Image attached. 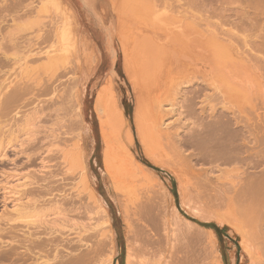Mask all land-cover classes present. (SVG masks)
<instances>
[{"label": "bare ground", "instance_id": "bare-ground-1", "mask_svg": "<svg viewBox=\"0 0 264 264\" xmlns=\"http://www.w3.org/2000/svg\"><path fill=\"white\" fill-rule=\"evenodd\" d=\"M1 1V5H8V7H10L5 9L4 6L3 8L5 10L2 11L3 8L0 10V207L2 208L0 212V231H27L24 235L31 239V248L33 246L37 253L43 252L44 249L48 247L53 249V259H50L47 255L44 256V258L38 255L39 260L42 258L45 260L46 257L49 258L45 261H41L44 264H49L50 260H52L54 264L55 260L61 257V250H66V252H68L67 249H73L75 247L77 249V246H81V249L86 248L87 251H83L84 253L81 251L76 255L72 253L74 257L72 255L73 258L72 260L69 259V261L71 260L70 262L67 261V258L66 261L68 264H92L95 258L101 255L100 253L103 254L102 251L99 253L100 250L97 252L98 249L94 247V243L100 244L99 239H103V237H99L100 234L98 231H103L104 228L106 230V228L110 226V220L106 216L107 214L105 213L106 210L104 209L103 201L97 198L91 188L92 184L89 178L87 160H85L82 151V132L84 131L85 124L80 109L81 95L77 93V87L80 85L81 79H79L77 71L75 72L77 68L75 64L79 62L77 59L79 54L74 61L69 59L72 53H74V48L77 49L78 47H75L76 39L74 35L75 32H73V27H75V25L73 26L75 22H73L74 17H72L71 13L68 14V12H72V10L70 9L65 13V9L63 13H60V6L58 7V5H60V0H40V5L38 6L35 4V0ZM57 1L58 5L56 8L58 9L55 8V3ZM61 1L65 2L64 0ZM88 1L92 2V0ZM181 1L182 0L176 1L179 5L175 4L173 1L164 2L165 4H163L160 9V7H154L156 0H105L106 3H111L116 11L123 14L119 16L116 34L123 54V69L136 97V111L134 115L136 136L138 140H140L139 143L142 144L144 153L147 159L149 158V161L152 157L151 161L156 159L154 156L157 158L159 157V155L156 154L157 152L158 154L163 151L165 153L167 148L162 150L163 146L165 147L164 143L172 145L171 150L173 149V151H176V146L181 148L185 141H183V143L182 141L175 143V141L172 140L175 134L168 131L170 125L166 124L167 122L165 121V119H168L173 112L177 110L173 104L175 101L174 97L177 96L180 98L181 102H179V104L181 105L179 109H182L179 111V116L181 117L179 119L180 124L182 123V119H193V117L200 119V122L198 119L199 123H197V128L193 132H190V134H187L189 137H185L191 140L193 136H197L198 139L195 137L196 139H192V141L197 140V145L199 144V146H196V143H192L191 141L190 143L195 144L194 146L196 147L193 145L190 146V144L189 146H193L194 149L197 148L195 151L202 147V150L200 149V152H198L200 154H198L199 157L201 155L203 157L206 155L208 158L205 157V159H208V162L209 159H212V161L215 160L213 162L217 160V163H215L217 166L222 165L220 160H223L225 164L221 162L225 166L232 163L230 166L235 168V164L239 167L238 163L241 165V161H249L252 168L257 166V164H260L257 168L262 167V170H260L258 174L255 173L253 176L250 175L249 177H247L248 175L245 177L244 173H240L244 172L240 169L242 165L238 169L232 170L231 168L233 172L238 170L236 174H240L239 176L237 175L236 178H231L232 176L229 175L230 173L228 174L231 176V179H234L231 180V182L229 181L231 183H229V185H231L232 190L235 191V195H231L228 199L237 200L235 202H238V205H236L237 203H235V205H240L242 210L240 209L241 212H238V214L241 213V215H237V217L239 216V220L238 218L237 220L240 221L242 219L239 223H243V227L246 228V230L243 229L245 232L248 230L247 228L253 230L259 228V231H264V224L261 223L264 219V209L261 208L262 205H264V95L260 93L262 92L261 90L260 92L258 91V88L260 89L264 86L262 84L264 81V0H184L182 3ZM243 1L247 3V5L245 4L246 6L242 5L241 2ZM65 3L67 4V2ZM49 4L52 5V7H54L53 10L56 9L55 11H58L59 14H56L57 12L54 11L56 14L55 17L51 18L48 24H45L44 21H42L43 17L41 19V14L47 11V9L44 10L45 8L49 7L48 9H50L51 6ZM64 6L66 5L64 4ZM13 13L17 15H13ZM129 14H131V17ZM7 18H11L10 23L12 24L8 23ZM19 29H27L26 32L29 33L31 31H36L37 41L34 42V39L26 38L28 34H23L25 30L21 31V33ZM34 50L38 51L35 52ZM19 51L20 54L22 51H27L26 53L30 55L27 54V56L25 54V56L23 53L20 57L24 55L26 60L29 59V61L32 62H38L41 55V58H44L43 55H45L47 61L45 58L44 60L47 63L45 62L46 64L41 67L44 72L42 74L31 73L29 70L30 65H28L31 62L26 64L24 68L20 66L19 69L21 68V71H19L17 69L19 62H21V64L25 62L21 61L23 57L19 59ZM90 55L91 54H89V56ZM90 59L91 58L87 61H92L95 64L98 61L93 58V60ZM78 65H81V63H78ZM85 65L87 66L86 62ZM15 69H17L16 72ZM15 73L17 75H15ZM197 73L201 76L195 78L194 75ZM67 75L69 77L66 80L67 84L63 85V77ZM195 83L199 85L197 88L194 87L196 85ZM107 87L104 86L103 88L105 89L97 95L95 109L100 121L103 138L102 142L104 141L105 143V169L106 172L114 178L111 177L112 180H114L113 183H115L114 188L116 186L117 189L120 190L122 185H124V181H122L121 175L115 172L119 170L118 172L122 171L120 173L123 174V172L126 171V166L128 165V169L130 166L133 167L136 161L133 160L134 156L132 155V157L130 152L128 151V153L125 150L127 149L126 146H122L124 152H127L125 156L123 150L119 151L117 148L121 143L118 145L116 142L118 140V142L122 141L119 133L125 128V122L122 116L123 112L120 111L118 108L119 106H117V98L115 97L116 93L113 91L114 88H112V81L109 84L110 88ZM80 88L78 92L80 94L84 93L80 92ZM168 98L170 100H168ZM198 100L205 106L201 107L203 108L201 109V116L197 113ZM168 102L171 103L169 106H172V109H166L165 106ZM215 102L222 105V108L219 109V107H221L220 105L213 104ZM146 103L154 110H152V112L155 113L154 115L156 116L152 115V117L154 116L155 118L150 117L151 114L147 113H151V109L145 112L146 108L144 109V107ZM81 108L83 109V107ZM146 115L150 116L146 118ZM145 119H147L146 122L150 121L152 124L149 125L150 123H146ZM148 119H155V121L153 122ZM184 125L185 124H183V126ZM167 126L169 128H167ZM171 126H173V124H171ZM78 130L79 133H77ZM177 132L178 131H176V134ZM126 135L128 136L126 141L134 143L133 133L132 135L131 133H126L125 137ZM71 137L75 139L72 141L73 143L69 142L70 139H72ZM250 138H253V141H250ZM114 140L116 142H114ZM114 144L117 145L115 148L116 150H114ZM121 145H125V143ZM121 145L119 149H121ZM173 145L174 148H172ZM133 147L135 148L134 144ZM158 148H162V152L157 151L160 150ZM168 150H170V148ZM245 150L247 153L249 152L251 154L254 152L253 156L251 154H245L247 157H252H243L245 156L243 155ZM113 153L116 154V156L119 154V156L115 157ZM154 153L155 155L153 156ZM168 153L169 152L166 151L165 154L167 155ZM241 154L243 156H240ZM112 155L115 157V160L111 158ZM127 155L130 157L127 158ZM173 155H170V159H174L172 158ZM118 157L123 160L127 158L126 161L128 163L130 161L131 164H127L126 161L123 162L124 164L122 162L119 164L120 158L118 160ZM242 157L246 159H242ZM161 158L160 154V157L156 159L160 164L162 162L160 161ZM184 158L186 159L184 156L181 157L180 160L182 161ZM164 159L166 160L162 162V168L167 164L168 160L170 161V159L162 158V160ZM156 160H154V162ZM174 160L171 161L173 162ZM218 160L220 165H218ZM114 161L118 162L119 165L117 166L123 164L122 166L125 168L123 169V167L121 168L120 166V168L118 167L117 169V166L113 164L115 163ZM181 161L179 162L181 163ZM157 162L156 165H159ZM183 162L185 163V161ZM196 162L198 163V159ZM213 162L210 163L213 164ZM184 163L180 164V166L176 164L178 166L176 168L181 170L182 168L186 169ZM252 163H255V165L253 166ZM144 164L146 163L144 162ZM169 164L171 165L172 163ZM173 164H175V162H173ZM187 164L186 162L185 165ZM189 164L187 166L190 167ZM250 164H246L247 168ZM137 165L139 164L137 163L136 167ZM140 166L137 167L136 171L133 170L134 167H130L133 171L131 172V170H128V172L130 171L133 174L127 173L129 176L126 174L124 177L130 179L132 175V179H134L133 176H135V179L139 177L138 180H141V177H144L146 180L147 175L144 170L145 168ZM181 166L183 167L180 168ZM170 167L173 168L175 166ZM175 169H172V171H175ZM146 170L147 173H151L148 169ZM186 170L189 172V169ZM221 170L223 169L221 168ZM244 170L245 173H248L246 169ZM153 176L154 175H152V178ZM217 176L219 177V175ZM177 177L179 178L178 173ZM144 178L142 181H145ZM148 178L150 177L148 176ZM245 178L247 179L245 180ZM221 179L222 177L220 181ZM140 180L139 182L137 181L138 184H140V182L142 183ZM222 180L223 183L225 182L224 184L228 181L227 179ZM239 180L241 185H243L241 188L239 187ZM168 181H170V179ZM152 182L150 184H152ZM187 182L188 181L185 183H190ZM155 183L157 184V182ZM158 184L157 185L160 187L164 186L162 183ZM133 185L139 187L136 182ZM146 185L150 187L148 186L149 181ZM127 186L128 183L126 184V187ZM130 186H128L130 190L135 188L132 186L131 189ZM141 186L145 187V185L140 184L139 190ZM154 186V188L157 187L156 185ZM126 187L123 189L125 190ZM180 187L181 189H179L182 190V186ZM237 187L241 189L239 192ZM152 188L153 187H150L148 190L146 189L150 192V194H147V198H144L146 201L148 199L147 203L142 205V207L140 205L144 201L142 198V201L136 204L139 210L137 211L138 208L135 206L137 212H132L134 214L136 213L135 216L133 215V217H138L135 218L136 220L129 217L130 214H128V210L127 215L129 219H127L126 214V216L123 215L124 218L126 217L127 221L130 220L127 222V235L129 239L127 240L125 264H195L199 262L201 257L206 255V252H198L196 248H191L189 243L191 240H189V238H194L197 234H195L194 231H201L197 234L198 237L204 235L214 236L213 232L205 229V227L204 229L198 228V226L186 220L181 216L182 214L180 215L178 211L175 210L176 208H174V205V207L171 205L172 209L170 210L168 207L169 203L166 204L167 201L164 203L166 205L162 204L160 206L161 203L158 205V201L155 203V199L149 200L153 196L151 195ZM184 189L185 188H183L181 193L179 191L183 207L190 202L186 203V199L191 198L189 200L193 202L192 197L189 196V198H186L185 196V194L189 195L191 191ZM137 190L134 189L133 191L139 193V190ZM162 191H164V188ZM162 191H160V193ZM218 191L219 190L216 192ZM168 192L164 191V200H167V197L170 196L169 200L174 204L173 200H171L172 194L166 196ZM145 193L143 195H145ZM123 194L125 195V193ZM126 195L130 194L127 193ZM196 195L198 196V194ZM222 195L225 196L224 194L220 196ZM121 196L123 197L122 193ZM130 196L132 197V195ZM135 196L137 195H133V197ZM157 196L160 198L159 200L162 199V195L156 194V197ZM144 197H146V195ZM158 197L156 200H158ZM215 197L218 198V194H215ZM123 200L125 201L124 197ZM184 202L186 204H184ZM126 208L124 206V212H126ZM140 208H145L143 211H149V223H145L146 219L144 220V218L146 217H142L144 213L147 214L146 212L143 213L141 210L142 215L137 216L140 212ZM235 208L236 207H234V209ZM189 209L187 210L189 211ZM194 211L195 209H192L190 213L192 212L194 216L196 215L203 221H213L226 230V223L218 220L216 218V213L214 216L213 212ZM99 212L102 215L104 213L106 214H104L106 223L103 222L105 224H103V229H101L102 221L100 226L97 224L101 227L100 230L97 225H93L92 223V220L97 217L96 215H99ZM34 213L38 215V218L30 219L25 216L27 214L33 215ZM45 215L46 218L43 219L42 216ZM169 215L171 217H168ZM48 216H51V218H48ZM97 218L99 219V217ZM133 220L136 222H133ZM230 221L232 224L234 223V220ZM105 230L100 236L109 232L110 229L106 232ZM161 231H164V234H159ZM168 231H172V233L169 234ZM244 231L243 233L245 234ZM140 233H143V237L140 236ZM253 233H255V231H253ZM108 234L104 235L105 238L101 241V245L104 241L106 244H112H109L112 246L111 251L117 254L114 234ZM249 234H252L251 231ZM249 234H245L246 239H253V237L250 238L253 234L250 236ZM258 236L262 237L263 235ZM172 238L177 241L174 242V240H172V243ZM144 239L145 241H143ZM140 240L142 242H140ZM88 241L91 243H88ZM258 241H262V239H257V242ZM254 242H256L255 239ZM162 243H167L165 246L168 248L165 249ZM175 243L179 245H174ZM214 243L215 242H213V245H216ZM161 244L163 248L160 247ZM263 246L260 248H263ZM169 247L171 250L168 251ZM78 248L80 249V247ZM100 248L101 250L104 249H102V246ZM30 252L31 254L35 253L34 249L33 251L30 249ZM77 252H79V250ZM148 253L150 256H145L150 260L146 259V262L140 263L139 259L142 258L141 256L143 255L144 257V254ZM111 256L110 259L113 257ZM109 260L108 264H112L111 262L113 259L110 262ZM255 260H257V258ZM260 262L264 264V260ZM61 264L64 263L61 262ZM214 264L223 263L219 260ZM236 264H238V262Z\"/></svg>", "mask_w": 264, "mask_h": 264}, {"label": "rangeland", "instance_id": "rangeland-1", "mask_svg": "<svg viewBox=\"0 0 264 264\" xmlns=\"http://www.w3.org/2000/svg\"><path fill=\"white\" fill-rule=\"evenodd\" d=\"M65 2H67V4L69 5H67L65 2H63V1H59V4L60 5H58L57 3H58V1L55 3L56 4V6H55V8L57 7V5H58V7L60 6V8H59V12L60 13H63V11L65 12V13H67L70 9L72 10V12L71 11H69L68 12V14H70L71 13V15H72V17H74V19H73V22H74V24H73V26L75 25V27H73V32H75L74 33V35H75V42H76V45H75V47L76 46H78L77 47V49L76 48H74V50H73V52L74 53H72V55L69 57V59H72L73 61H74V59L75 58H77V56H78V54H79V56H78V61L79 62H77V64H75L76 65V69H75V72L77 71V75H78V77H79V79H81L80 81H81V83H80V85L77 87V93H78V95H81V106H80V109H81V112H82V116L84 117V124H85V128H84V131L82 132V138H83V140H82V142L84 143H82V151H83V156H84V158H85V160H87L86 161V163H87V165H88V169H89V178H90V181H91V188H92V190L94 191V193L96 194V196H97V198L98 199H100L101 201H103V203H104V209L106 210L105 211V213L107 214H105L108 218H109V220H110V226L108 227V228H106V230H105V228H104V230H105V232L108 230V229H110L109 230V232H106L105 234H108V235H110V233L111 234H114V242H115V244H116V249H117V254H114V252H112L111 251V247L112 246H110V245H112V244H110L109 242H107V243H109V244H106V242L104 241V243H102V245H101V241L102 240H104V235L103 236H100V235H102V233H103V231H101L100 230V228L101 229H103V226L105 225L104 223H106V220H105V216H104V214L102 215L100 212H99V215H96L97 217H99V219L97 218V217H95V219L94 220H92L91 222L93 223V225H97V224H99V226H100V224H101V221H102V224H101V227H99L98 225V227H99V230L100 231H98V233L100 234H98L99 235V237H103V239H99L98 241H99V243L100 244H95L94 243V247H95V249H98L97 250V252L99 251V253L102 251L103 252V254L102 253H100L99 255L101 256H98L97 258H95V260H94V262L92 263V264H108V260L110 259V256L112 255L113 256V254H114V256L112 257V259H110L109 260V262L112 260V264H125V258H126V253H127V244H128V226H127V222H129V221H127L126 220V217H127V219H129V217L131 218V219H134V220H136L135 218H138V217H133V215L135 216L136 215V213L134 214V213H132V212H135L136 211V209H137V211L139 210V207H138V205H136V204H139V202L140 201H142V198H143V200H144V198L146 199L147 198V194H150V192L149 191H147L148 189H150V187H155L154 185H156L157 187L156 188H152L151 189V195H153L152 197H151V195H150V199L149 200H154L155 199V203H157V201H158V205H159V203H161L160 204V206L162 205V204H164L166 201V204L167 203H169L168 204V207H169V209L171 210L172 209V207H174V208H176L175 210L176 211H178V213L182 216V217H184L186 220H188V221H190V222H192L193 224H195L196 226H198V228H203L204 229V227H205V229H207V230H211V232H213V234H214V236H210V235H204V236H197V234L199 233V232H201V231H194L195 232V236H194V238L193 237H191V238H189V240H191V242H189L190 243V245H191V248L193 247V249L194 248H196V250L199 252V251H205L206 252V255H203L202 257H201V259L199 260V262H197V263H195V264H214V263H217L219 260H221L222 261V263L223 264H236L237 262H238V264H263L262 262H260V261H262V260H264L263 259V257H264V231H259V228L257 229L256 228V230H253V229H250V228H247L248 230L245 232L244 230H246V228H244L243 226V223L241 222V223H239L240 221H238L239 220V216L241 215V213H239L238 214V212H241L240 211V209H241V207H240V205L239 206H236V205H238V202H235V201H237V200H230V199H228V198H230V196L231 195H235V191L234 190H232V188H231V185H229V183L231 182V180H234V179H231V178H236V176L238 175L239 176V174L240 173H244L245 174V177H246V175H248L247 177H249L250 175H254L255 173H259V171L260 170H262L261 168L262 167H258L257 168V166L258 165H260V164H257V166H255V167H253L252 168V166H251V164L249 163V161L247 162L248 164H250L249 166H248V168H247V163L246 162H242L241 161V165H242V167H240L241 165H240V163H238L239 165V167H240V169H241V171L243 170L244 172H240V170H239V174H236V171H238V170H235L234 172L232 171V170H234V169H238L239 167H237V164H235L236 165V168L235 167H232V166H230V165H232V163H230V165H228L227 164V162H226V166L224 165L225 164V162H223V160H220V158H219V160H220V163L222 164V165H220L219 164V160H218V165H220V166H217V164H215V163H217V160H216V162H213V161H215V160H213L212 161V159H209V162H208V159H205V157L206 158H208L206 155L203 157L202 155L199 157V153L198 152H200L199 150L202 148H198V150L197 151H195L197 148H195L194 149V147H196V146H199V144L197 145V140H195V141H192V139L194 140V139H196L197 138V136L195 135V137L192 135V133H191V135L193 136L192 137V139L191 138H189V139H191V140H188V138H185V137H189V135H187V134H190V132H193L196 128H197V126H198V124L197 123H199L200 122V119L199 118H197V117H193V119L192 118H188V119H185V120H183L182 119V125L180 124V122H179V119L181 118L180 116H179V111L180 110H182V109H179L180 108V105L181 104H179V102H181V99L180 98H178L177 96H175L174 97V102H173V104L175 105V109H177L175 112H173V114L168 118V119H165V121L167 122L166 124H169L170 126V128L167 126V128H169L168 129V131H170V132H172L173 134H175V137L172 139L173 141H175V143H179V142H181L182 141V143H183V141H185V143L184 144H182V146H181V148L179 147V146H176V151L174 150L173 151V149L171 150V146L172 145H168V144H166V143H164V145H165V147L163 146V149L162 150H165V148H167L166 149V151L167 152H169L167 155L165 154L166 153V151H165V153H164V151L162 152L161 151V149L160 148H158V149H160V150H157V149H155V150H157V151H161L162 153H160L161 154V157L162 158H167V159H170L171 158V156L170 155H173L172 156V158H174V159H170V161L171 160H174L173 162H175V164H173V162L171 161H169L168 160V162L169 163H172L171 165L167 162V164H165V162H164V166H163V168H162V162L163 161H165L166 159H164V160H162V158L160 159V161H162L161 162V164L159 163V162H157L158 160H156V159H158L159 157H160V154H158V152L156 153L157 155H159V157L157 158L156 156H154L155 155V153L153 154V156H154V158H156V159H153V161H151L152 160V158H151V160L149 161V158L147 159V156L145 155V153H144V150H143V147H142V144L141 143H139L140 142V140H138V137L136 136V128H135V120H134V115H135V111H136V97H135V94H134V91H133V88H132V86H131V84H130V82H129V80L127 79V76H126V74H125V72H124V69H123V54H122V52H121V48H120V45H119V42H118V39H117V30H118V20H119V16H122L123 14L122 13H120L119 11H116V9L111 5V3H106L105 2V0L104 1H101V0H92V2H89L88 0L86 1V0H64ZM171 1H173V2H175V4H177V5H179L176 1L177 0H156V2L154 3L155 4V6L154 7H157V8H159L160 7V9H161V6H163V4H165L166 2H171ZM183 2H184V0H182ZM182 1H181V3H182ZM2 1L0 0V3H1ZM61 2V3H60ZM117 2V1H116ZM165 2V3H164ZM244 2V1H243ZM243 2H241L242 3V5L244 6L245 4L247 5V3H245L244 2V4H243ZM11 3V2H10ZM9 4V3H8ZM35 4L38 6V5H40V0H35ZM54 4V3H53ZM64 4L66 5V6H64ZM239 4V3H238ZM1 5V4H0ZM10 5V4H9ZM50 5V4H49ZM235 5H236V3H235ZM245 5V6H246ZM5 6V9L8 7V5H1V7H0V10L3 8ZM48 6V5H47ZM51 7H52V5H50ZM10 7V6H9ZM8 7V8H9ZM51 7H50V9H48L49 7H47V8H45L44 10H46L47 9V13L46 12H44V13H42L41 14V19H42V17H43V19H42V21H44V23L46 24H48V22H49V20L51 19V18H53V17H55V15L56 14H59V12L58 11H55L56 9H58V8H56L55 10H53V8L54 7H52V9H51ZM65 7H69L68 9L67 8H65ZM7 8V9H8ZM4 8L2 9V11L3 10H5ZM49 10V11H48ZM57 12L56 14H55V12ZM14 14H16V13H13V15ZM17 15V14H16ZM130 15V17H131V14H129ZM50 17V18H49ZM47 18V19H46ZM161 18V17H160ZM8 19V23L9 24H12V23H10L11 22V18L9 19V18H7ZM46 19V20H45ZM10 20V21H9ZM137 20V19H136ZM138 22H139V20H138ZM140 23H142V22H140ZM134 24V23H133ZM27 28H29V27H27ZM74 28H77V29H74ZM25 29H19V32H21V31H24ZM27 30V29H26ZM26 30L24 31L25 33H23V34H28L27 36H26V38H30V39H34V42L35 41H37V32H36V34H35V32H26ZM29 30V29H28ZM77 31V32H76ZM22 33V32H21ZM20 33V34H21ZM24 35V36H25ZM77 37V38H76ZM88 40V41H87ZM90 44H89V43ZM78 44V45H77ZM47 49V48H46ZM44 50V49H43ZM78 50V51H77ZM35 52H37L38 50H34ZM34 51H32V52H34ZM45 51V50H44ZM77 51V52H76ZM27 52V51H26ZM26 52H24V51H22L21 52V54H20V51H19V59H21L22 57L25 59V57H24V55L26 54H29V53H26ZM34 52V53H35ZM75 52H76V54H75ZM82 52V53H81ZM89 52H91V53H89ZM94 54H93V53ZM24 53V55L22 56V57H20V55H22ZM31 53V52H30ZM88 54V55H87ZM89 54H91L90 56H89ZM25 55V56H26ZM30 55V54H29ZM83 55V56H82ZM96 57H94V56ZM28 56V55H27ZM63 56V55H62ZM74 56H76V57H74ZM88 56H89V58H91L90 60H93V59H96V60H98L97 61V63L95 64L94 62H92V61H87V60H89V58H88ZM41 57H42V55H41ZM40 57V59L38 60V62H32V61H29V59H21V61L23 62V61H25L24 63H22V64H24V65H22L21 64V62H19V66H18V68H17V66H16V68L19 70V71H21V68L19 69V67L21 66H23L22 68H24V66L26 65V64H28L29 62H31V63H29L28 65H30L29 66V70H30V72L31 73H38V74H42L44 71L41 69V67H43V65H45L47 62V58H46V56L45 55H43V57L45 58V60H44V58H41ZM65 57V56H64ZM84 57H86V58H88V59H86V58H84ZM81 59V62H80V59ZM84 58V59H83ZM93 58V59H92ZM44 60V61H43ZM86 60V61H85ZM20 61V60H19ZM83 61V62H82ZM27 62V63H26ZM43 62H44V64H43ZM46 62V63H45ZM85 62H86V64H87V66L85 65ZM78 63H81V65H78ZM80 66V67H79ZM91 66V67H90ZM93 66V67H92ZM17 69H15V72L17 71ZM33 71V72H32ZM80 72V73H79ZM94 73V74H93ZM17 74H18V72H17ZM16 73H15V75H17ZM84 74V75H83ZM87 74V75H86ZM81 75H83V76H81ZM89 78H88V77ZM192 76V75H191ZM199 76H201L199 73H197L196 75H194V77L196 78V77H199ZM69 77H68V75L66 76V77H63V81H62V83H63V85H66L67 84V79H68ZM82 79H83V81H82ZM112 81V84H113V87L112 88H114L113 89V91L116 93L115 95V97L117 98L116 100H117V106H119L118 108H119V110L120 111H122L123 113H122V116L124 117V126H125V128H123V130L122 131H120L121 133H119L120 135L119 136H121V139H122V141H120V142H116L115 140H114V142H116V144H118L119 145V143H125V145H121V149H119V147H120V145L117 147L118 148V150L120 151V150H123V153H124V156L126 155V153L129 151L130 152V154H131V156L134 158L133 160L134 161H136L135 163L137 164H139V165H137V167L138 166H140V167H143V168H145L144 170H145V173H146V175H147V178H146V180H145V178H144V180L145 181H142V177H141V180L140 181H142V183L140 182V184L141 185H145V187L144 186H141V189L139 190V187H140V184H138V182H139V180H138V178L137 179H135L136 177L135 176H133V178L134 179H132L131 177H132V175L130 176V179L129 178H126V177H124L127 173L129 174H133V173H131L133 170L134 171H136V169H137V167H136V164H135V166L133 165V167L135 168H133L132 166H130L131 168H133V170L132 169H130V167H129V169H128V165L126 166V168L125 167H123L122 165L124 164L123 162H125L126 161V159L128 158V157H130V156H126L127 158L125 159V160H123L122 158L124 157L123 155V157L122 158H120V157H118V160H119V158H120V163L119 164H121V162L123 163L122 165H120L121 166V168L123 167V169L125 168L126 169V171H124L123 169H121V170H123L124 172H125V174H124V172H123V174L122 173H120V172H122V171H120V172H118L119 170H117L115 173L116 174H120L121 175V178H122V181H124L123 183H124V185H122V188L121 189H123V188H125L126 187V184L128 183V186H130L131 187V189H132V186L133 187H135L134 189L135 190H137L139 193H137V192H135V191H133L134 189H132V190H130V188L127 186L126 187V191L123 189V190H121L120 188V190H118L117 189V187L115 186V188H114V184L115 183H113V181L114 180H112V175H110L109 173H107L106 172V167H105V159H104V157H105V154H104V152H105V143H104V141L102 142V134H101V127H100V121H99V119H98V115H97V112H96V109H95V102H96V98H97V95L99 94V93H101L102 91H103V89H105V88H103L104 86L105 87H107V88H110L109 87V84H110V82ZM110 81V82H109ZM196 81V80H195ZM115 82H117V83H115ZM123 82V83H122ZM196 85L194 86L195 88H197V86H199L198 85V83H195ZM263 85H264V81H263V83H262ZM84 85V86H83ZM263 85H260V86H263ZM111 86V85H110ZM81 87V88H80ZM118 87V88H117ZM192 87V86H191ZM193 87V88H194ZM80 88V92H84V93H82V94H80L78 91V89ZM262 88V87H261ZM259 89L258 88V91L260 92V90L262 91V92H260L262 95H264V86H263V88L262 89ZM83 89V90H82ZM85 90H87V91H85ZM132 90V91H131ZM129 93H127V92ZM206 92H208V91H206ZM120 93H123V94H120ZM85 94V95H84ZM122 95V96H121ZM133 95V96H132ZM258 95H259V93H258ZM74 96H76V95H74ZM129 96H130V98H129ZM122 98V99H121ZM132 99V100H131ZM176 99H178V100H176ZM131 100V101H130ZM168 100H170L169 98H168ZM130 101V102H129ZM135 101V102H134ZM171 103H167L166 104V109H172V106H169ZM197 113H199V115L201 116V109H203V108H201L202 106L203 107H205L204 105H202V103H201V101L200 100H198L197 101ZM213 104H218V105H220L219 103H217V102H215V103H213ZM129 105V106H128ZM150 105H148L147 103H146V106L144 107V109L146 108V110H145V112L146 111H150L149 109H151V113L150 112H147L148 114H151V116L150 117H152V115H154L155 113H153L152 112V108H151V106L149 107ZM216 106V105H215ZM221 107H219V109H221L222 108V105H220ZM81 107H83V109L81 108ZM217 107V106H216ZM154 111V110H153ZM208 111H209V109H208ZM84 112V113H83ZM85 115V116H84ZM148 115H146V118H148L147 117ZM154 116H156V115H154ZM153 116V117H154ZM152 117V118H153ZM155 118V117H154ZM87 119V120H86ZM198 119H199V122H198ZM148 120H152V119H148ZM177 120V121H176ZM87 121V122H86ZM147 121V119H145V122ZM153 122L155 121V119H153L152 120ZM146 123H150V121L149 122H146ZM130 124V125H129ZM152 123H150L149 125H151ZM171 124H173V126H171ZM178 124H179V127L181 128H179L178 127ZM183 124H185L184 126H183ZM89 125V126H88ZM124 126H122V127H124ZM131 126V127H130ZM182 127H184V128H182ZM187 127V128H186ZM172 128V129H171ZM176 128V129H175ZM87 129V130H86ZM177 129H180V130H177ZM129 130V131H128ZM86 131V132H85ZM176 131H178L177 132V134H176ZM85 132V133H84ZM165 132V131H164ZM77 133H79V130H78V132ZM126 133H131V135H132V133H133V142L134 143H131V142H127L126 140L128 139V136L126 135V137H125V134ZM118 134V133H117ZM85 135V136H84ZM87 135V136H86ZM130 135V134H129ZM190 135V136H191ZM84 136V137H83ZM124 136V137H123ZM180 139H179V138ZM183 137V138H182ZM72 138V137H71ZM120 138V137H119ZM124 138H125V140H124ZM178 138V139H177ZM182 138V139H181ZM184 138H185V140H184ZM75 139L77 140V137L75 136ZM74 139V137L72 138V139H70V141L69 142H71V143H73L72 141L73 140H75ZM120 139V140H121ZM165 139V138H164ZM163 139V140H164ZM198 139V138H197ZM136 140V141H135ZM177 140V141H176ZM165 141H166V139H165ZM173 141H172V143H173ZM190 141L192 142V143H196V146H194L195 144H192V143H190ZM250 141H253V138H250ZM188 142V143H187ZM70 143V144H71ZM103 143V144H102ZM131 143V144H130ZM133 144H134V146H135V148L133 147ZM186 144H188V145H186ZM189 144H190V146L191 145H193L192 147H190L189 146ZM137 145V146H136ZM116 146L117 145H115L114 144V150H116L115 148H116ZM122 146H126V148L127 149H125L127 152H124V149H122ZM183 147V148H182ZM125 148V147H124ZM170 148V150H168ZM172 148H174V145H173V147ZM178 148V149H177ZM185 148V149H184ZM117 150V152L119 153V151ZM202 150V149H201ZM180 151V152H179ZM128 152V153H129ZM177 152V153H176ZM245 153L243 154V155H249V154H251V153H247L246 152V150L244 151ZM250 152H252V151H250ZM116 153V152H115ZM117 153V154H118ZM122 153V154H123ZM87 154V155H86ZM120 154V153H119ZM119 154L117 155V156H119ZM180 154V155H179ZM187 154V155H186ZM199 154V155H198ZM253 154H254V152H252V156H253ZM113 155H115V157H117L116 156V154H114L113 153ZM112 155V156H113ZM242 154L240 155V156H243ZM243 156V157H246V158H251L252 156ZM90 156V157H89ZM111 156V158H113L114 160H115V157L113 156L112 157ZM165 156V157H164ZM167 156V157H166ZM170 156V157H169ZM186 157V159L184 158L182 161L180 160L181 159V157ZM179 157V158H178ZM192 159H191V158ZM196 157H197V159H198V163L196 162L197 161V159H196ZM202 157V158H201ZM242 157V159H246V158H243ZM204 158V159H203ZM123 161H122V160ZM117 160V161H118ZM154 160H156L155 162H154ZM189 162H188V161ZM112 161V160H111ZM115 162V163H113V164H115L116 166L117 165H119L118 164V162ZM176 161H177V163H176ZM179 161H181V163L179 162ZM183 161H185V163L183 162ZM193 161V162H192ZM224 163H222V162ZM113 162V161H112ZM127 162V161H126ZM144 162L147 164H144ZM151 162H153V163H151ZM156 162L157 163H159V165H161V166H159L158 164L156 165ZM184 163V167L186 166V169H189V172H188V170H186V169H184V168H182L183 166H181L180 168H182V170L181 169H179V168H176V167H178V166H180V164H183ZM186 162L189 164V163H191V164H193L194 162V164H195V166H194V164L193 165H191V164H189L190 165V167L189 166H187V165H185L186 164ZM205 162V163H204ZM207 162H208V164H207ZM213 162V164H211V163ZM133 163V162H132ZM142 163V164H141ZM155 163V164H154ZM180 163V164H179ZM197 163V164H196ZM203 163V164H202ZM127 164H131V162L129 161V163L127 162ZM144 164V165H143ZM168 164H169V166H168ZM178 166H177V165ZM201 164V165H200ZM244 164V165H243ZM253 164V163H252ZM126 165V164H125ZM154 165V166H153ZM214 165V166H213ZM216 165V166H215ZM234 165V164H233ZM234 165V166H235ZM255 165V163L253 164V166ZM120 166H117L116 168L118 169V167L120 168ZM167 166V167H166ZM170 166H175V167H173V168H171ZM226 168H225V167ZM244 166V167H243ZM171 169H170V168ZM200 167V168H199ZM207 167V168H206ZM223 169V170H221V168ZM228 167V168H227ZM168 168V169H167ZM176 168V169H175ZM195 168V169H194ZM211 168H212V170H214V171H212L211 170ZM216 168H217V170H216ZM231 168H232V170H231ZM146 169H148V171L149 172H151V173H147V170ZM151 169V170H150ZM166 169V170H165ZM172 169H175V171H172ZM177 169H179V170H181V171H183V172H181V171H176ZM184 169V170H183ZM209 169V170H208ZM228 169H230V170H228ZM244 169H246V171L248 172V173H245V170ZM251 169V170H250ZM128 170H131V172L129 171L128 172ZM169 170V171H168ZM227 170H228V172H227ZM184 171H186V172H184ZM206 171V172H205ZM208 171V172H207ZM212 171V172H211ZM216 171V172H215ZM231 171V172H230ZM255 171V172H254ZM172 174H171V173ZM174 172H176V173H174ZM177 173H178V176H179V178L177 177ZM179 173H182V174H179ZM230 173V174H229ZM231 173H235L234 175L233 174H231ZM250 173V174H249ZM253 173V174H252ZM127 174V175H128ZM185 174H187V175H185ZM189 174V175H188ZM207 174H208V176H207ZM210 174V175H209ZM212 174H214V175H212ZM216 174V175H215ZM231 175V176H229V175ZM109 175V176H108ZM151 175V176H150ZM152 175H154L153 176V178H152ZM157 176V178H156V176ZM217 175H219V177L221 178L222 177V179H227L228 181L226 182V184H224L223 183V180L221 179V181H220V178L217 176ZM224 175V176H223ZM129 176V175H128ZM127 176V177H128ZM148 176L151 178H148ZM176 176V177H175ZM182 176V177H181ZM190 176H191V180H190ZM192 176H194V177H192ZM215 176V177H214ZM106 177V178H105ZM112 177V178H111ZM180 177H181V179H180ZM224 177H226V178H224ZM229 177V178H228ZM231 177V178H230ZM183 178V179H182ZM205 178V179H204ZM114 179V178H113ZM157 179V180H156ZM170 179V181H168V180ZM196 179V180H195ZM218 179V180H217ZM230 179V180H229ZM244 179V178H243ZM247 178H245V180H246ZM160 180V181H159ZM167 180V181H166ZM224 180V181H225ZM138 181V182H137ZM148 181H149V185L148 186H150V187H147V185L146 184H148ZM153 181V182H152ZM159 181V182H158ZM186 181H188L187 183H189V184H186L185 182ZM193 181V182H192ZM195 181V182H194ZM197 181V182H196ZM205 181V182H204ZM215 181V182H214ZM230 181V182H229ZM137 183V185H139V187L138 186H136V185H133L134 183ZM152 182V184L153 183H155V182H157V184L158 183H162V184H164V186H162L163 188H164V191L165 192H168V194L166 195V196H169V194L171 195V200H173V203L174 204H172V201H170L169 199V197H167V200H164V196L165 195H163V193H164V191H162L163 190V188L162 187H160V186H158L156 183L155 184H150ZM239 182H240V180H239ZM126 183V184H125ZM168 183V184H167ZM192 183V184H191ZM210 183V184H209ZM228 183V184H227ZM177 184V185H176ZM181 184V185H180ZM207 184V185H206ZM231 184V183H230ZM179 185V186H178ZM192 185V186H191ZM214 185V186H213ZM217 185V186H216ZM240 185V186H239ZM239 187L241 188L243 185H241V182L239 183ZM173 186V187H172ZM180 186H182V190H183V188H185L184 190H188V191H191V192H189V195H186L185 194V196H186V198H189V196L190 197H192V199H193V202H191L192 200H189V199H191V198H189V199H186L185 200V202L186 203H188L189 201V204H186L185 202H184V204H186L185 205V207H183L182 206V202H181V197H180V193H181V191L182 190H180L181 189V187ZM205 186V187H204ZM144 187V188H143ZM229 187V188H228ZM137 188V189H136ZM144 190H143V189ZM170 188V189H169ZM180 188V189H179ZM197 188V189H196ZM206 188V189H205ZM218 188V189H217ZM231 188V189H230ZM147 189V190H146ZM162 189V190H161ZM221 189V190H220ZM117 190H118V193H117ZM130 190V191H129ZM147 192H149V193H147ZM156 190V191H155ZM162 191L161 193H160V191ZM217 190H219L218 192H216ZM223 190H225L226 191V193H225V191H223ZM237 190H238V192L241 190V189H239L238 187H237ZM133 191V192H132ZM141 191V192H140ZM155 193H154V192ZM179 191H180V193H179ZM222 193H221V192ZM120 192V193H119ZM146 192V193H145ZM159 192V193H158ZM186 192V191H185ZM199 192V193H198ZM216 192V193H215ZM121 193H122V195H123V197H124V199H125V201L123 200V197L121 196ZM123 193H125V195L123 194ZM130 194V195H132V197L130 196V195H126V194ZM145 193V195H146V197H144L145 195H143ZM155 194V196H154V194ZM188 193V192H187ZM219 193H221V194H224L225 196H220L221 194H219ZM156 194L158 195V194H160V196L162 195V199L161 200H159L160 198L158 197V200H156L157 199V197H156ZM165 194V193H164ZM196 194H198V196L196 195ZM201 194V195H200ZM215 194H218V198H216L215 197ZM133 195H137V196H135V197H133ZM228 195V196H227ZM116 196V197H115ZM127 196V197H126ZM129 196V197H128ZM199 196H200V198H199ZM210 196V197H209ZM217 196V195H216ZM227 196V197H226ZM236 196L238 197V195L236 194ZM203 197V198H202ZM207 197V198H206ZM220 197V198H219ZM222 197V198H221ZM139 198V199H138ZM141 198V199H140ZM197 198H199V199H197ZM205 198V199H204ZM213 198V199H212ZM132 201H131V200ZM137 199V200H136ZM197 201H196V200ZM201 199V200H200ZM207 200V201H206ZM224 200V201H223ZM229 200V201H228ZM147 201H148V199H147ZM147 201L146 200H144L143 201V203H141L140 205L142 206V205H145L146 203H147ZM159 201H161V202H159ZM195 201H196V203H195ZM120 202V203H119ZM131 202V203H130ZM150 202V201H149ZM208 203V205H207V203ZM210 202V203H209ZM123 205H122V204ZM135 203V204H134ZM206 203V204H205ZM219 203V204H218ZM235 203H237L236 205H235ZM126 204V205H125ZM132 204V205H131ZM166 204H164V205H166ZM230 204V205H229ZM171 205H172V207H171ZM174 205V206H173ZM205 205V206H204ZM221 205V206H220ZM229 205V206H228ZM233 205H235V206H233ZM124 206H125V211L126 212H124L123 210H124ZM135 206L137 207L136 209H135ZM192 206V207H191ZM207 206V207H206ZM218 208H217V207ZM232 206H233V208H232ZM264 205H262V207L261 208H263L264 209V207H263ZM132 207V208H131ZM143 207V206H142ZM234 207H236L235 209H234ZM238 207V208H237ZM240 207V208H239ZM174 208H173V210H174ZM190 208V209H189ZM145 209V208H144ZM144 209H142V208H140V212H141V214H140V212L137 214V216L139 215H142V211L144 210ZM184 209V210H183ZM187 209H189V211L187 210ZM192 209H195V211L194 212H197V211H204V212H210V213H212L213 212V214H214V216L217 214V216H216V218L218 219V220H220L221 222H225L226 223V230L224 229V227H220V226H218L216 223H214L213 221H203V220H201V219H199L196 215L194 216V214L192 213H190V211L192 210ZM205 209H207V210H205ZM232 209V210H231ZM127 210H128V214H130L129 215V217H128V215H127ZM129 210H130V212H129ZM142 210V211H141ZM169 210V211H170ZM197 210V211H196ZM209 210V211H208ZM242 210V209H241ZM2 211V208L0 207V212ZM100 211V210H99ZM136 211V212H137ZM237 213H236V212ZM144 212H146L147 214H145ZM233 212V213H232ZM143 213L145 214H143L142 215V217L144 218V217H146V218H144V220H145V223L146 222H148V214H149V211L147 212V211H143ZM185 213V214H184ZM216 213V214H215ZM218 213H219V215H218ZM236 213V214H235ZM100 214H101V216H100ZM127 216H126V215ZM132 214V215H131ZM189 214V215H188ZM197 214V213H196ZM123 215H125L126 217L124 218V216ZM229 215H232V216H229ZM237 215H239L238 217H237ZM26 217H29L30 219H36V218H38V215L37 214H27V215H25ZM111 217V218H110ZM168 217H171L170 215L168 216ZM242 217V216H241ZM42 218L44 219V218H46V215L45 216H42ZM48 218H51V216H48ZM196 218V219H195ZM234 220L233 222L235 223V225H234V223L232 224V222L229 220ZM237 218H238V220H237ZM112 219V220H111ZM133 220V222H136V221H134ZM228 220V221H227ZM264 220V219H263ZM263 220H262V222L261 223H263L264 224V222H263ZM97 221V222H96ZM126 221V222H125ZM150 221V220H149ZM237 221V222H236ZM90 222V223H91ZM99 222V223H98ZM104 222V223H103ZM126 223V224H125ZM149 223V222H148ZM147 223V224H148ZM151 223V222H150ZM104 224V225H103ZM236 224H237V226H236ZM240 224H242V225H240ZM234 225V226H233ZM243 228H242V227ZM214 228V229H213ZM244 229V230H243ZM251 231V233L253 234V236H250V235H252V234H249L250 233V231ZM243 231L245 232V234H249V236H250V238L251 237H253V239H250L249 240V236L247 237L248 239H246V235L243 233ZM253 231H255V233H253ZM258 231V232H257ZM26 232L27 231H18V232H16V231H0V264H40V262L43 260V258H44V256H49V258L50 259H53V255H54V252H53V249H51L50 247H48V248H46V249H44V253L42 252H36V250H35V248L32 246V248H31V239H29V238H27V237H25V235L24 234H26ZM95 232H97V231H95ZM166 232V231H165ZM138 233H139V231H138ZM161 233H163L164 234V231H161L159 234H161ZM168 233L169 234H171L172 233V231H168ZM204 233V232H203ZM141 234V233H140ZM256 236H255V235ZM258 235H260V236H262V237H259ZM126 236V237H125ZM140 236H142L143 237V233L140 235ZM206 236V237H205ZM210 237V238H208V237ZM212 237H215V238H212ZM256 237V238H255ZM259 237V238H258ZM193 238V239H192ZM203 238V239H202ZM118 239V240H117ZM214 241H213V240ZM254 239H255V241L256 242H254ZM257 239H259V240H261L262 239V241H258L257 242ZM75 240V239H74ZM141 240H142V238H141ZM140 240V242H142ZM172 240H174L173 238L171 239V242H172ZM97 241V242H98ZM143 241H145V239L143 240ZM163 241V240H162ZM177 241V240H176ZM175 240H174V242H176ZM210 241H211V243H210ZM215 242L214 244H216V245H213V242ZM139 242V243H140ZM195 243V246H194V243ZM251 242V243H250ZM88 243H91V242H89L88 241ZM144 243V242H143ZM173 243V242H172ZM179 243V242H178ZM177 243V244H178ZM30 244V245H29ZM162 244H164L163 246H165L166 244L165 243H162ZM162 244L160 245V247H162L163 248V246H162ZM176 243L174 244V245H177ZM180 244V243H179ZM178 244V245H179ZM100 245V246H99ZM108 245H109V247H108ZM169 245H172V244H169ZM193 245V246H192ZM99 246V247H98ZM102 246V249L104 250H101V247ZM263 246V248H260V247H262ZM78 247H80V249L78 248ZM208 247V248H207ZM215 247V248H214ZM165 249H167L166 248V246L164 247ZM213 248V249H212ZM30 249H32V251H33V249H34V252L35 253H33V254H31V252H30ZM76 251H75V250ZM83 249V248H82ZM81 249V246H77V249H76V247L75 248H71V249H67V251L68 252H66V250H61L62 252L60 253V255H61V257L58 259L57 258V260H55V262H54V264H61V262H63L64 264H68V262L67 261H69V259H71L72 260V258L74 257V255H76V254H78V253H80L81 251L83 252H85V251H87V249L86 248H84L83 250ZM86 249V250H85ZM94 249V250H95ZM161 249V248H160ZM165 249H163V250H165ZM79 250V252H77ZM110 250V251H109ZM163 250H161V251H163ZM169 250H171L170 249V247H169V249H168V251ZM64 251V252H63ZM73 251V252H72ZM74 251H75V253H74ZM166 251V250H165ZM261 251V252H260ZM83 252V253H84ZM164 252V251H163ZM163 252H162V254H163ZM65 253V254H64ZM69 253H71V254H69ZM74 255H73V254ZM109 253H110V255H109ZM112 253V254H111ZM256 253V254H255ZM38 255L39 256H43V258L42 259H38L39 257H38ZM66 255V256H65ZM72 255H73V257H72ZM96 255H98V254H96ZM145 255H149V253L148 254H144V257H143V255L141 256V255H139V256H141L142 258L141 259H139V261H140V263H143L144 261L146 262L147 260L146 259H148V257L150 256H145ZM252 255V256H251ZM259 255V256H258ZM64 256V257H63ZM138 256V257H139ZM219 256V257H218ZM253 257V258H252ZM260 257V258H259ZM262 257V258H261ZM49 258H47L46 257V259L45 260H47V259H49ZM67 258H68V260H67ZM151 258V257H150ZM257 258V260H255ZM259 258V259H258ZM210 259V260H209ZM45 260H43V261H45ZM67 260V261H66ZM70 260V261H71ZM143 260V261H142ZM148 260H150V259H148ZM69 261V262H70ZM255 261V262H254ZM258 261H259V263H258ZM50 263L49 264H53V261L52 260H50L49 261ZM253 262V263H252ZM41 264H44V263H42L41 262ZM48 264V263H47ZM110 264V263H109ZM189 264H193V263H189Z\"/></svg>", "mask_w": 264, "mask_h": 264}]
</instances>
